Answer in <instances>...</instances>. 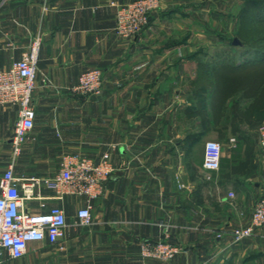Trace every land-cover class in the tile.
I'll return each instance as SVG.
<instances>
[{"label":"crops","instance_id":"obj_1","mask_svg":"<svg viewBox=\"0 0 264 264\" xmlns=\"http://www.w3.org/2000/svg\"><path fill=\"white\" fill-rule=\"evenodd\" d=\"M130 1L0 0L1 69L42 39L35 126L17 154L18 105H0V177L13 162L16 176L42 181L35 193L45 198L25 199L29 212L59 205L67 215L61 239L31 241L4 264H264V225L240 241L232 233L251 222L264 195V117L231 113L234 98L252 104L264 84L249 83L250 97L227 92L236 87L216 60L223 46L210 50L224 37L194 29L208 13L222 14L219 0H162L142 33L120 37L116 14ZM93 67L103 70V92H74ZM209 139L223 145L217 170L203 164ZM104 153L115 170L97 197H58L44 182L67 154L99 161ZM88 204L92 222L84 225L78 211ZM161 238L181 251L169 260L142 256V241Z\"/></svg>","mask_w":264,"mask_h":264},{"label":"built area","instance_id":"obj_2","mask_svg":"<svg viewBox=\"0 0 264 264\" xmlns=\"http://www.w3.org/2000/svg\"><path fill=\"white\" fill-rule=\"evenodd\" d=\"M161 2L162 0H132L120 5L114 27L116 34L120 37H132L142 33L149 25L153 12L160 8ZM41 41V36H36L20 59L9 68H0V105H18V119L12 139L16 154L20 152L22 143L35 126L37 110L33 103V93ZM103 85V70L99 67L88 68L79 75L74 92L87 96L99 95L103 92ZM260 130L261 143L264 145V124ZM222 155V143L216 139L207 140L204 148V167L208 170L219 169ZM114 170L110 153H104L99 161L85 154H67L60 171L44 182L57 189L58 197L64 193H72L93 198L102 193L103 182ZM41 182V179L35 177L16 176L13 162L0 177V264L5 263L6 254L9 258L22 257L31 241L48 239L56 242L64 235L67 215L63 207L53 205L40 212H29L25 208V199L45 198L35 193V187ZM229 195L234 196V193ZM42 205L46 204L43 202ZM78 216L82 224H90L91 205L81 207ZM263 225L264 195L254 205L251 222L233 229L234 240L240 241L252 235L256 228ZM164 233L168 236L167 227ZM140 248L142 256L162 260L172 259L181 251L179 245L165 238L144 240Z\"/></svg>","mask_w":264,"mask_h":264},{"label":"rangeland","instance_id":"obj_3","mask_svg":"<svg viewBox=\"0 0 264 264\" xmlns=\"http://www.w3.org/2000/svg\"><path fill=\"white\" fill-rule=\"evenodd\" d=\"M212 1V3L214 4L218 3V9L222 8V14H220V16L219 14L212 16L211 12L208 13V21L206 20L207 24L203 25V27L194 26V29H196L197 33H207L210 35L214 34L219 36V38L221 36L224 37V40L221 41V43H212L210 45L211 52H216L217 50H219L220 46H223L219 55L220 58L216 59L218 61V64L223 62L224 64H227L229 66L236 67L240 64L242 65L241 69L251 65L252 68H249L250 70H244L242 72L243 74H235L231 70L223 74V80L226 83L231 84L233 81L236 82L237 89L235 88L234 90H229L230 94L239 95L244 93L246 94V97H250L251 93L255 94L256 90L245 92L244 88L248 87V82L251 83L253 82V80H256L257 82L262 81L261 84H258V86L264 84V14H262L264 13L263 6L258 4L256 6L249 4L246 15H244L243 18L240 19L239 15L242 12L243 7L245 6V0H219V2L217 1L216 3V0ZM259 11H261V15L263 16H256ZM234 12H237V14L234 15ZM221 15H224V17H222ZM255 48H258L262 53L256 52ZM246 49L250 50L246 51ZM247 58L254 60V62L250 64ZM214 60L215 58L212 59V62H214ZM261 88H263V86ZM256 93L258 97L256 98V100L253 98L254 102L252 104H248V102L251 101L243 98L241 99V103L244 104L238 106L237 103H235V101L237 100L234 98V105L231 110L233 117H264V90L256 91Z\"/></svg>","mask_w":264,"mask_h":264},{"label":"trees","instance_id":"obj_4","mask_svg":"<svg viewBox=\"0 0 264 264\" xmlns=\"http://www.w3.org/2000/svg\"><path fill=\"white\" fill-rule=\"evenodd\" d=\"M261 5V6H263V11H264V0H245V6L243 7V9H242V12L240 13V15H239V18L240 19H242L243 18V16L244 15H246V12L248 11V5ZM256 10V9H255ZM258 10V9H257ZM262 14H264V13H262ZM258 15H261V11H259L258 13H257V15L256 16H258ZM261 16H263V15H261ZM151 18H152V16L150 17V20H151ZM251 48V47H250ZM254 49V48H253ZM250 49H246V51H249ZM255 51L256 52H261V51H259V49L258 48H255ZM262 53V52H261ZM247 60H248V62L251 64V63H253L254 62V60H251L250 58H247ZM250 60V61H249ZM245 62H247V61H245ZM244 62V63H245ZM226 65V67H228V70L230 69L232 72H234L235 74L237 73V74H243L242 72L244 71V70H250L249 68H252L251 67V65L250 66H248V67H245V68H242L241 69V66L242 65H238L237 67L236 66H229V65H227V64H225ZM244 65H246V64H244ZM246 68H248V69H246ZM240 71V72H239ZM253 81H256V80H253ZM257 82V81H256ZM261 82L262 81H258L257 82V85L258 84H261ZM248 83H250V82H248ZM251 83H253V82H251ZM228 84V83H227ZM238 84V83H237ZM230 85H232V87L235 85V87L237 86L236 85V82L235 81H233ZM263 85V84H262ZM234 87V88H235ZM249 87V86H248ZM246 87L245 88V92H248V91H251L250 89H251V87ZM232 90H234V89H232ZM263 90V89H262ZM227 92H229V90H227ZM245 96H246V94H245ZM246 117V116H245ZM249 117V116H248ZM250 117H253V116H250Z\"/></svg>","mask_w":264,"mask_h":264}]
</instances>
